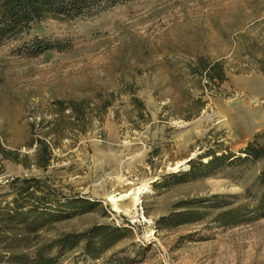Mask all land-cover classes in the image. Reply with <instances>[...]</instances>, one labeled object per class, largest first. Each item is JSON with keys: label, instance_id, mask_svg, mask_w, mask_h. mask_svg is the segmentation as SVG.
Returning <instances> with one entry per match:
<instances>
[{"label": "rangeland", "instance_id": "rangeland-1", "mask_svg": "<svg viewBox=\"0 0 264 264\" xmlns=\"http://www.w3.org/2000/svg\"><path fill=\"white\" fill-rule=\"evenodd\" d=\"M35 39L66 49L32 57ZM202 57L224 63L218 93L190 74ZM191 97L206 105L186 120ZM73 102L80 120L60 112ZM39 138L52 146L50 166L4 160L0 201L13 205L16 179L40 182L31 191L61 220L33 245L84 239L54 247L55 264H264V158L243 153L264 147V0H131L48 19L1 45L0 144L32 160ZM212 154L227 159L206 174ZM138 188L136 210L113 208L109 194ZM67 199L96 205L82 214ZM101 227L119 228L120 241L86 253L83 235Z\"/></svg>", "mask_w": 264, "mask_h": 264}, {"label": "trees", "instance_id": "trees-1", "mask_svg": "<svg viewBox=\"0 0 264 264\" xmlns=\"http://www.w3.org/2000/svg\"><path fill=\"white\" fill-rule=\"evenodd\" d=\"M129 1L131 0H0V46L9 41L22 39L30 33L33 26L48 19L72 20L91 17ZM65 49V43L61 40L35 39L29 44L26 52L32 57H38L48 51L60 52ZM189 69L193 78H198L200 82L204 81V91L209 89L212 94L218 93V90L229 81L224 63L221 61H212L202 57ZM190 99L193 102L191 106L197 108L191 116L185 118L186 120L196 117L206 105V102L201 98L194 99L191 97ZM132 103L142 106V109L145 108L144 103L137 97L132 98ZM72 104L60 112L63 114L68 109L71 117L80 120V116L75 109L77 103L73 102ZM81 104H85V102ZM141 116L143 115L141 114ZM35 144L36 148L32 160L28 155L21 157L18 152L7 150L0 144V173L4 169V160H11L25 168L34 165L38 168L47 169L53 159L52 146L47 140L41 138L36 139ZM243 153L246 155L245 158H264V147L257 148L254 143H250L243 150ZM210 156H212V159L203 165L206 174L214 172L223 165H217V163L227 159L226 155L216 156L212 154ZM194 172L193 167L190 175H194ZM15 183L22 185V187L20 188L21 193L14 199L13 205L3 206L0 201V252L5 250L4 253H6L4 255L0 253V264H55L56 260L50 257L54 247L79 245L84 239L67 235L52 243L43 245L36 243L33 245L31 238L38 235L47 224L61 220V216L59 212L53 209V205H49L50 202L46 196H37L38 187L31 191L33 189L31 184L35 183L38 186L39 181L16 179ZM23 192L27 193V197L23 196ZM31 201L34 202L33 205H31ZM95 205L89 200L78 199L72 201L67 199L63 206L84 214L91 212ZM183 215L187 218L192 216L189 213ZM221 215L223 214L219 216ZM217 221L221 222V219H217ZM185 222H188V220L186 219ZM92 232L94 234L92 236L83 235L87 237L85 239V251L88 254H95L94 249H92L94 245L99 247L97 250L103 251L115 246L120 241L118 234L121 230L119 228L113 230L101 227Z\"/></svg>", "mask_w": 264, "mask_h": 264}, {"label": "bare ground", "instance_id": "bare-ground-1", "mask_svg": "<svg viewBox=\"0 0 264 264\" xmlns=\"http://www.w3.org/2000/svg\"><path fill=\"white\" fill-rule=\"evenodd\" d=\"M145 189L146 188H138L136 191H130L129 193L127 192L124 194L111 193L108 195V198L117 212L120 213L124 210L127 213H131L133 210H136L137 206L140 204V196ZM129 206L131 208H129Z\"/></svg>", "mask_w": 264, "mask_h": 264}]
</instances>
